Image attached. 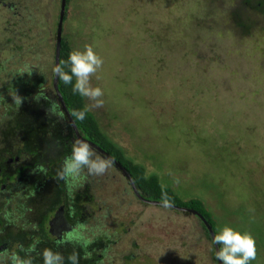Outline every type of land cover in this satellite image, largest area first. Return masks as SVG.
<instances>
[{"label": "rangeland", "instance_id": "obj_1", "mask_svg": "<svg viewBox=\"0 0 264 264\" xmlns=\"http://www.w3.org/2000/svg\"><path fill=\"white\" fill-rule=\"evenodd\" d=\"M242 1L198 0L190 14L196 0H69L60 36L70 52L91 45L103 59L91 78L103 107L83 101L108 140L182 201L212 206L216 231L249 232L251 264H264V15L254 9L262 0ZM59 4L0 0V153L13 156L25 143L38 151L21 152L12 170L0 167L2 177L14 176L11 191L0 188V240L22 229L35 238L57 210L50 207L59 189L72 227L55 253L73 244L88 264H215L193 215L138 200L110 167L65 170L75 150L69 132L57 123L49 130L51 100L25 82L49 92ZM238 22L251 25L247 33ZM14 249L0 247V264H15ZM36 252L32 245L22 254Z\"/></svg>", "mask_w": 264, "mask_h": 264}, {"label": "trees", "instance_id": "obj_2", "mask_svg": "<svg viewBox=\"0 0 264 264\" xmlns=\"http://www.w3.org/2000/svg\"><path fill=\"white\" fill-rule=\"evenodd\" d=\"M59 2H61V1L59 0ZM68 2H69V0L64 1L63 17H65L66 6H67ZM196 2H193V4L191 5V9H190L191 13L190 14H192V12H194L196 14L198 13L199 8L193 9L195 5L200 6L198 3V0H196ZM250 2L251 1H249V0H243L242 1V3L244 5H249ZM249 7H251V6H249ZM254 9L259 11V13L261 15H264V0L257 1L256 5L254 6ZM58 11H60V7H59ZM58 17H59V14L56 16L55 23L58 22ZM62 22H63V20H62ZM54 26H55L54 27V41H55V39H56V24ZM237 26H239V28H241L244 31V33H247V30H249V28L251 27L250 24H246V23L239 24V22H238ZM61 27H62V23H61ZM69 53H70V48H69V45L67 43V40L64 38V35H63L60 38L58 65H61L62 62H65L62 66L64 67V70L66 72L69 71V65L66 63L68 61ZM51 71H52V75H53V64L51 67ZM51 81H52V79H51ZM25 82L27 83L26 86H27L28 90L29 89H35L33 91H36L38 93H43L46 97H48L51 100L52 108L46 114L47 118H51L50 121L47 123V125L49 126V130H52V127H51L52 123L60 124V125H58L59 129L57 128V130H60V133L62 135H64V132H66L65 130L67 129V131L69 132V138H70V139L68 138V140L71 144L70 150L77 149L81 145H84V144L79 143L76 140L69 123L67 122L66 118L64 117V115H63V113L59 107V104L57 102L56 96H55L54 91L52 89L51 83L48 85L49 92H46L45 85L40 86L42 84L35 82L34 78H28L27 77L25 79ZM74 84H75V77H73L72 83H70V84H65L64 81L62 79H60L59 77L57 78V82H56L57 90H58V92L62 98L64 106H65L70 118L72 119L80 137L89 141L90 143H92L96 147H98L101 151H103L111 159H113L120 167H122L125 170V172L128 174V176L130 177L135 189L137 190L139 196L142 199H144L146 201H150V202L162 203V200H161L162 192H166L168 197L170 198L171 206L176 207V208H180V209L195 211L208 224V226L210 227L214 236L219 234L221 231L215 230L214 223L212 221L213 212L210 213V211H209V208H210V210L214 209V208H212V206L208 207L209 204H206V203H204V201H201V200H198L195 198H188V199L182 201L181 199L178 198V196L169 187L161 186L159 184L156 176H147L145 174V170H144L143 166L136 164V163H133V162H131V160H128L124 156L122 149L118 146H115V144L113 142H111L110 140H108V138L102 133L98 124L96 123L95 119L93 118V116L91 114H89L86 111L83 119H79L73 114L76 111H84L85 110L83 96H81L78 92L73 91ZM11 88H12V90H15L14 93H18L21 96L28 95V91H23L22 88L18 87L16 84L11 85ZM21 99H23V98H21ZM31 129L32 130L34 129L33 125H32ZM24 141H26V140H24ZM72 141H74V142H72ZM22 148H21L22 149L21 151L18 150L17 152H15V154L13 156H8V157H15V156L19 157L21 152L26 153L27 155H30V156H35V154H37V152H38L34 148L31 149L29 146H27L26 143L23 144ZM91 150H93V149H91ZM93 152H94V155H93L94 158H99L101 160H108V159L104 158L101 154L95 152L94 150H93ZM63 157H65V155ZM6 158L7 157L5 155L3 156L0 153V165H2L4 163ZM60 161H61V159H58V162H60ZM53 162H56V161L51 159V161L48 162L47 164L52 165ZM157 166L159 169H161V172L163 173L164 168H165L163 165V162H161ZM109 167L112 170L119 173L120 175H122L121 172L119 171V169L116 168L113 163H110ZM158 172H160V170H158ZM123 179H125V181L127 182V180L124 176H123ZM127 185L129 186L128 182H127ZM50 202H53V201L50 199ZM58 206H63V207L66 206V203L63 201V196L61 195L59 189L57 192V199L54 200V202L51 204L50 208H54V207H58ZM158 207L161 208L162 206H158ZM72 216L73 217L76 216V213L72 214ZM196 218L198 219L203 230L205 231L207 237L211 241L212 259H213V262L215 264H217L215 248L212 244V240L209 236V233H208L206 227L204 226V224L201 222V220L198 217H196ZM47 219H48L47 216L43 217L41 219V224L39 226L40 229H41V225L42 224L44 225V223L47 221ZM41 233H42V231L40 230L39 236L36 237L37 240L43 238V236H42L43 234L41 235ZM8 238L9 239H7V240L1 239L0 244L7 243V241L9 244L14 243L16 241H19L20 243L23 242V241H21L20 238L14 236L13 234H8ZM34 240H35L34 238H31L28 241V243H26V245L22 244L19 247H21L22 249H27V248H29V246H31L34 243ZM19 247L14 249V253L16 254L17 258H19L20 260H31V264H44L43 255H41V253L44 252L42 250V248H43L42 246H38V249L36 248L40 252L39 253L40 256L34 255V254L27 256L26 254H22L23 250H20ZM220 247H222V245H217L218 250ZM259 253L261 256L264 255V248H262L261 252H259ZM71 255L72 256H64L62 264H80L81 263L78 260L72 259V257L76 256L75 253L74 254L71 253Z\"/></svg>", "mask_w": 264, "mask_h": 264}, {"label": "clouds", "instance_id": "obj_3", "mask_svg": "<svg viewBox=\"0 0 264 264\" xmlns=\"http://www.w3.org/2000/svg\"><path fill=\"white\" fill-rule=\"evenodd\" d=\"M61 65H58L54 71L65 84L72 83L75 77L74 92L88 98L94 102L95 107H103V90L100 87H93L91 78L103 65V59L99 56L93 46L85 45L83 51L73 50L69 53L68 61L69 71L66 72ZM87 108L84 111H76L73 114L83 119ZM93 150L88 145H81L74 150L73 156L66 161L65 170L67 172H79L87 167L91 173L102 174L110 166V160H93ZM162 207H170L171 202L166 192H162ZM213 243L222 245L216 252V258L221 264H251L256 259L257 249L254 237L249 232H241L232 227L225 226L221 232L214 236ZM44 264H62L63 257L59 253H54L50 249L43 252ZM75 260V257H72ZM15 264H31V260H20L13 257Z\"/></svg>", "mask_w": 264, "mask_h": 264}, {"label": "flooded vegetation", "instance_id": "obj_4", "mask_svg": "<svg viewBox=\"0 0 264 264\" xmlns=\"http://www.w3.org/2000/svg\"><path fill=\"white\" fill-rule=\"evenodd\" d=\"M18 160V157L15 156V157H7L6 160L4 161V163L1 166H7V168L9 170H12V166L14 165V162ZM13 161V162H12ZM23 168L19 169V170H14L16 175H18L19 177H17L16 179L18 180H21V177L20 175L22 174ZM10 177H2L1 175V168H0V179L2 180H6L5 183H2L0 185V188H2L3 186H6V187H9V186H12V182L14 180V176L13 178H11L12 180H9ZM9 181V183H8ZM130 187V185H129ZM9 190L11 191V187H9ZM31 202V198L25 200L23 203L24 205L26 203H29ZM50 202V201H49ZM55 209H57L55 212L52 211V215L51 216H47L48 219L47 221L44 223V225L42 224L41 225V229H40V224L41 222L38 224L37 228H38V231L36 234V237L39 236L40 234V230L42 231L41 235L43 236L42 239H36V237L34 238V243L32 245H36V248L38 249V246H42V250L44 251L45 249H50L52 250V252L55 253L54 249H55V243H58L59 241L62 240V231L64 230V228H67L68 229V226L72 227V222L70 221H67L65 219V213L67 212V206L63 207V206H58V207H54ZM50 209H48L49 211ZM54 210V209H53ZM48 213V212H47ZM46 213V214H47ZM46 217V215L44 216ZM73 217V216H72ZM196 217V216H194ZM43 222V221H42ZM19 230H21L19 228ZM23 230V229H22ZM21 230V231H22ZM15 232V233H11V232H8L7 235L5 236L6 237V240L9 239L8 238V234H13L14 236L18 237L21 239V241H23L22 243H20L19 241H16L14 243H11L9 244L8 241L7 243H4V244H1L0 247L2 246H5L6 248H12V247H15V248H18L20 245L22 244H25L28 243V241L32 238V236L30 234H25L24 232ZM72 232V231H71ZM70 232V233H71ZM60 243V242H59ZM31 245V246H32ZM20 250H26V249H22L21 247H19ZM28 249V248H27ZM40 250V249H39ZM57 250V253H59L62 257L64 256H72L71 253H75V260H78L79 262H81L82 264H88L86 262H82L81 258H80V255L77 253V250L76 248H73V244L69 245V244H64V245H61V247L58 249L56 248ZM92 250V249H91ZM40 252L37 250V252L34 254V255H39ZM88 253V252H87ZM43 253H41L42 255ZM17 257L16 255H13V257ZM91 256V255H90ZM88 256V258L90 257ZM91 260V259H89ZM87 262H89L88 260H86Z\"/></svg>", "mask_w": 264, "mask_h": 264}, {"label": "water", "instance_id": "obj_5", "mask_svg": "<svg viewBox=\"0 0 264 264\" xmlns=\"http://www.w3.org/2000/svg\"><path fill=\"white\" fill-rule=\"evenodd\" d=\"M60 1H61L60 2V11H59L58 23H57V26H56V39H55L54 54H53V75H52V82H51V86H52V89H53L54 94L56 96V99H57V102L59 104V107H60L64 117L66 118L67 122L69 123V125L71 127V130H72L76 140L79 143L90 146V148L93 149L95 152L101 154L104 158L110 160L111 163H113L114 166L119 169V171L121 172L122 176H124L126 178L128 184L130 185V188H131L133 194L135 195V197L138 200H140V201H142V202H144L146 204H149L151 206H161L162 203L150 202V201H146V200L142 199L139 196L137 190L135 189L130 177L125 172V170L122 167H120L113 159H111L106 153L101 151L98 147H96L92 143H90V142H88V141H86V140H84V139H82L80 137V135L78 134L72 119L70 118V116H69V114H68V112H67V110H66V108L64 106V103L62 101V98H61V96H60V94H59V92L57 90V86H56V82H57L58 76H57L56 72L54 71V69L58 66V56H59V47H60V38H61L60 30H61V23H62V18H63V12H64L63 8H64V1L65 0H60ZM167 208L175 209L177 211L186 212L188 214H191L193 216L198 217L201 220V222L204 224V226L206 227V229H207V231L209 233V236H210V238L212 240V244H213V246L215 248V253L218 251L217 245L215 243H213L214 235H213L210 227L208 226V224L195 211L180 209V208H176V207H173V206H170V207H167ZM217 264H221V261L218 260V259H217Z\"/></svg>", "mask_w": 264, "mask_h": 264}]
</instances>
